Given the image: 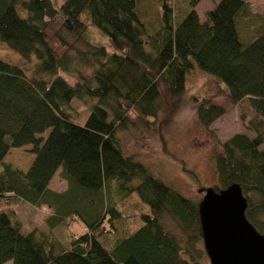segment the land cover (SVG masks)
I'll return each instance as SVG.
<instances>
[{
    "label": "trees",
    "instance_id": "16d2710c",
    "mask_svg": "<svg viewBox=\"0 0 264 264\" xmlns=\"http://www.w3.org/2000/svg\"><path fill=\"white\" fill-rule=\"evenodd\" d=\"M138 2L64 0L56 7L53 0H0V40L37 60L28 77L0 58V264H201L198 200L124 153L118 137L133 123L151 127L163 96L180 95L194 65L226 86L231 105L247 101L253 110L241 118L254 135L236 133L215 152L213 188L238 183L247 219L264 233L263 15L247 0H217L202 17L198 0H187L182 15L175 0H158L160 13L145 21ZM89 23L114 52L89 40ZM254 27L258 33L243 41L238 28ZM74 98L94 99L82 125L73 119ZM226 110L204 98L196 114L208 128ZM24 145L34 155L25 171L3 161ZM57 171L62 191L48 186ZM21 203L50 208V229L78 220L82 230L65 241L36 228L22 232L15 216ZM130 218L141 223L127 233Z\"/></svg>",
    "mask_w": 264,
    "mask_h": 264
},
{
    "label": "rangeland",
    "instance_id": "374dc122",
    "mask_svg": "<svg viewBox=\"0 0 264 264\" xmlns=\"http://www.w3.org/2000/svg\"><path fill=\"white\" fill-rule=\"evenodd\" d=\"M63 1L53 0L56 7H59ZM139 1L140 18L145 21L150 20L151 17L156 19L158 13H160L158 0H148L147 3L143 0ZM186 1L175 0L177 15L184 14ZM216 1L198 0L194 8L198 15L202 17L204 12L211 9ZM247 1L250 3L252 11L262 14L264 17V0ZM238 30L240 38L245 42L252 40L258 33L255 27L250 29L249 32L242 28H238ZM87 36L91 42L104 45L109 53L115 51L108 36L91 23L88 24ZM0 58L20 66L26 76L32 77L34 75L36 58L34 56L30 59L24 58L1 40ZM60 74L69 83L75 81L73 76L62 71ZM42 77L45 79L52 78V76L47 75ZM204 98H209L227 107L226 112L215 119L208 128L200 125L196 114V107ZM93 101L94 99L81 100L74 98L72 100V108L76 111V116L73 117L75 122L80 125L84 124L90 112V103ZM242 114L246 118L251 117L253 114V110L247 101H243L241 105H231L226 96V86L212 74L194 65V68L187 75L184 91L180 95L165 94L163 96L162 110H159L156 118H153L154 123L151 127L146 128L141 124L133 123L128 125L126 129L119 130L118 137L124 153L133 154L155 176L174 187L184 196L199 201L204 195L205 189L217 182L213 156L216 151L221 149V143L236 133H245L250 137L254 135L245 127L241 118ZM48 131L49 129L42 134L43 138ZM30 147V145H24L9 149L3 161L25 171L34 156L29 151ZM48 186L52 190L62 191L66 188V182L61 179L57 171ZM15 210V216L21 223L22 232H27L30 228H36L65 241L67 234L70 232L82 230V224L78 220H72L69 224L63 222L50 229L46 223V218L52 211L44 205L34 206L29 203H21ZM128 212H131V210L128 209ZM165 221L168 225H173L168 217L165 218ZM140 223L139 219L130 218L123 229H126L125 232L127 233L132 232ZM118 234L123 233L118 232ZM113 235H111L112 238L107 244L109 246L114 242L115 237ZM200 263L210 264L207 255L203 254ZM5 264L12 263L8 261Z\"/></svg>",
    "mask_w": 264,
    "mask_h": 264
},
{
    "label": "water",
    "instance_id": "95a60500",
    "mask_svg": "<svg viewBox=\"0 0 264 264\" xmlns=\"http://www.w3.org/2000/svg\"><path fill=\"white\" fill-rule=\"evenodd\" d=\"M197 206L210 264H264V233L247 219V198L238 183L207 187Z\"/></svg>",
    "mask_w": 264,
    "mask_h": 264
}]
</instances>
